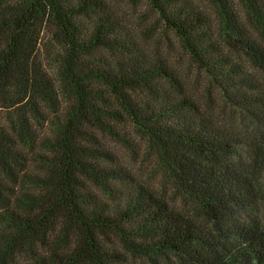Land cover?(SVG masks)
I'll use <instances>...</instances> for the list:
<instances>
[{
	"label": "trees",
	"instance_id": "16d2710c",
	"mask_svg": "<svg viewBox=\"0 0 264 264\" xmlns=\"http://www.w3.org/2000/svg\"><path fill=\"white\" fill-rule=\"evenodd\" d=\"M128 1L204 100L110 0H0V264H264V1Z\"/></svg>",
	"mask_w": 264,
	"mask_h": 264
},
{
	"label": "rangeland",
	"instance_id": "374dc122",
	"mask_svg": "<svg viewBox=\"0 0 264 264\" xmlns=\"http://www.w3.org/2000/svg\"><path fill=\"white\" fill-rule=\"evenodd\" d=\"M192 1L200 9L207 12L211 17H214L208 0ZM110 3L116 13L122 17L124 23L136 32L145 50L157 56L164 55L172 65L178 67L182 71L181 76L184 80V85L191 94L196 97L204 94L203 89L206 80L197 74L196 70L189 64L188 58L181 51L180 44L172 33L164 31L165 29L162 25L155 30L153 26L154 21H156L155 15L150 12L145 13L144 6H134L128 0H110ZM209 96L212 99L215 98L212 90L209 92ZM209 96L208 99L210 98ZM199 98L200 101L204 100V98ZM104 144L113 152H116L118 159L123 163L124 167L131 168L140 181L149 183L151 187L163 194L165 193L168 197L172 196V189L169 186L165 187L161 183L155 161L153 157L146 153V148L142 144L136 146L137 155L129 153L108 139H105Z\"/></svg>",
	"mask_w": 264,
	"mask_h": 264
}]
</instances>
